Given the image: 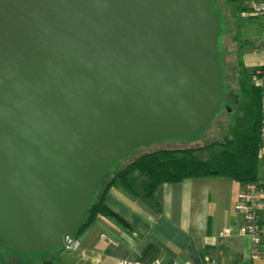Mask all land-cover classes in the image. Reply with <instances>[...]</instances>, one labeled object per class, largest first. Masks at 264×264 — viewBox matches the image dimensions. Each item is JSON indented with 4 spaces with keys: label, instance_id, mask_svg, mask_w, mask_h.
Segmentation results:
<instances>
[{
    "label": "water",
    "instance_id": "95a60500",
    "mask_svg": "<svg viewBox=\"0 0 264 264\" xmlns=\"http://www.w3.org/2000/svg\"><path fill=\"white\" fill-rule=\"evenodd\" d=\"M223 34L212 0H0V243L70 248L118 161L237 103Z\"/></svg>",
    "mask_w": 264,
    "mask_h": 264
},
{
    "label": "crops",
    "instance_id": "0c3cea01",
    "mask_svg": "<svg viewBox=\"0 0 264 264\" xmlns=\"http://www.w3.org/2000/svg\"><path fill=\"white\" fill-rule=\"evenodd\" d=\"M254 48L264 54V34ZM258 67L264 68V63ZM228 92L235 90L231 88ZM263 159L260 158L257 183L264 193ZM140 184V190L145 191L146 183L141 180ZM244 187L222 177L165 184L156 193V209L115 185L105 202L112 215H99L78 237V250L60 249L51 261L53 264H120L124 260L135 264H154L157 260L164 264H250L253 242L242 234L245 218L236 210ZM258 215L264 244V210ZM226 230L231 233L222 236ZM256 264H264V259Z\"/></svg>",
    "mask_w": 264,
    "mask_h": 264
},
{
    "label": "trees",
    "instance_id": "16d2710c",
    "mask_svg": "<svg viewBox=\"0 0 264 264\" xmlns=\"http://www.w3.org/2000/svg\"><path fill=\"white\" fill-rule=\"evenodd\" d=\"M245 46V45H244ZM264 70V68L262 67ZM253 71V70H252ZM251 71V73H252ZM249 81L251 83V74ZM252 103L248 111L249 122L243 131L224 141L200 148L159 150L142 155L125 169L109 172L102 177L85 221L76 232L75 240L94 223L99 215H112L106 198L115 185L142 198L152 207L158 189L165 184H179L187 180L222 177L246 186L259 180L260 156L263 149L264 89L251 83L244 91ZM111 179L103 186L106 176ZM146 181L141 191L140 181ZM42 264H53L51 260Z\"/></svg>",
    "mask_w": 264,
    "mask_h": 264
},
{
    "label": "rangeland",
    "instance_id": "374dc122",
    "mask_svg": "<svg viewBox=\"0 0 264 264\" xmlns=\"http://www.w3.org/2000/svg\"><path fill=\"white\" fill-rule=\"evenodd\" d=\"M212 3L221 14L224 29L220 51L225 72V88L227 91L233 88L239 101L223 106L210 127L200 135L190 139L164 140L140 145L118 161L112 172L125 169L147 153L159 150L200 148L222 142L225 138L235 136L246 129L249 122L248 111L252 101L244 91L252 83L249 81L251 70L264 63V54L258 53L254 48L255 43L264 34V15H252L248 7L264 3V0H212ZM242 43H245L244 47ZM261 157L264 158V152ZM111 177L112 175L104 178L103 186ZM59 250L25 255L0 243V264H42L55 257Z\"/></svg>",
    "mask_w": 264,
    "mask_h": 264
},
{
    "label": "built area",
    "instance_id": "2783aa9c",
    "mask_svg": "<svg viewBox=\"0 0 264 264\" xmlns=\"http://www.w3.org/2000/svg\"><path fill=\"white\" fill-rule=\"evenodd\" d=\"M249 11L252 15L262 16L264 15V3L256 4L255 6H249ZM264 70L262 68H254L251 73V82L256 87L263 88ZM262 138L264 141V129L262 131ZM263 151V149H262ZM262 156V153H261ZM260 156V157H261ZM236 210L244 215L245 225L242 229V234L250 237L253 242L252 262L250 264H256V262L264 259V244L262 240V228L259 222L258 212L264 210V193L261 191L258 183L252 182L247 184L243 191L239 194L238 201L236 203ZM231 233V230H226L222 236H227ZM80 243L74 240L73 245L68 248L70 250H78ZM120 264H135L130 261H121ZM154 264H164L157 260ZM169 264V263H168ZM214 264V263H211Z\"/></svg>",
    "mask_w": 264,
    "mask_h": 264
},
{
    "label": "flooded vegetation",
    "instance_id": "af4514ba",
    "mask_svg": "<svg viewBox=\"0 0 264 264\" xmlns=\"http://www.w3.org/2000/svg\"><path fill=\"white\" fill-rule=\"evenodd\" d=\"M228 92V91H227Z\"/></svg>",
    "mask_w": 264,
    "mask_h": 264
}]
</instances>
